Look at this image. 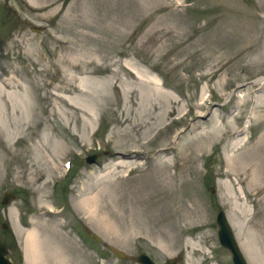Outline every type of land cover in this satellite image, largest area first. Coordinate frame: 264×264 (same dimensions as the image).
Masks as SVG:
<instances>
[{"label": "rangeland", "instance_id": "obj_1", "mask_svg": "<svg viewBox=\"0 0 264 264\" xmlns=\"http://www.w3.org/2000/svg\"><path fill=\"white\" fill-rule=\"evenodd\" d=\"M0 87L12 262L264 264V0H0Z\"/></svg>", "mask_w": 264, "mask_h": 264}, {"label": "water", "instance_id": "obj_2", "mask_svg": "<svg viewBox=\"0 0 264 264\" xmlns=\"http://www.w3.org/2000/svg\"><path fill=\"white\" fill-rule=\"evenodd\" d=\"M96 158V155H90L86 157L87 162H93ZM12 199H14V195L10 192H7L3 195L1 200V204L9 203ZM216 224H217V235L219 242L223 248L229 251L231 254V259L233 264H248L247 260L238 245L236 240L235 234L230 226L227 217L225 215L224 210H219L216 214ZM6 227V225L4 226ZM92 238L100 242V239L92 234ZM113 252L119 258H125V254L121 251L113 249ZM8 248L6 244L0 242V264H21V263H14L7 257ZM138 264H157L155 263L147 254L141 253L136 258ZM178 258L167 259L161 264H176Z\"/></svg>", "mask_w": 264, "mask_h": 264}, {"label": "bare ground", "instance_id": "obj_3", "mask_svg": "<svg viewBox=\"0 0 264 264\" xmlns=\"http://www.w3.org/2000/svg\"><path fill=\"white\" fill-rule=\"evenodd\" d=\"M127 74H128V73H127ZM133 76H134V75H133ZM141 77H142V76H141ZM142 78H143V77H142ZM153 79H154V78H153ZM142 81H144V78L142 79ZM261 81H263V80H261ZM159 83H160V82H159ZM159 83H158V84H159ZM262 83H263V82H262ZM155 84H156V82H155ZM159 85H160V84H159ZM159 85H158V86H159ZM160 87H161V86H160ZM160 87H159V88H160ZM156 88H157V87H156ZM160 90H161V89H160ZM163 93H164V92H163ZM164 94H165V93H164ZM1 98H2V95H1V87H0V99H1ZM0 101H1V100H0ZM1 102H2V101H1ZM247 124H248V123H247ZM7 133H8V132H7ZM8 135H9V134H8ZM238 145H239L238 142H237V143H234V144H233V146H234L233 148L235 149ZM190 216H191V214H189V215L187 216L186 219L189 220V219H190ZM230 218H232V217H230ZM232 226H233V225H232ZM33 235H34V234H30V235H29V242H30V245L32 246V248L34 249V247L36 246V244H35V238L33 237ZM241 235H242V234H241ZM240 243H241V242H240ZM241 244L243 245V248H244L245 245L243 244V242H242ZM248 248H249V247H248ZM248 248H247V249H248ZM251 251H252V250H251ZM250 254H251V253H250ZM251 256H252V255H251ZM249 257H250V256H249ZM252 258H253V257H252ZM252 258H251V259H252Z\"/></svg>", "mask_w": 264, "mask_h": 264}, {"label": "trees", "instance_id": "obj_4", "mask_svg": "<svg viewBox=\"0 0 264 264\" xmlns=\"http://www.w3.org/2000/svg\"><path fill=\"white\" fill-rule=\"evenodd\" d=\"M70 174H71V172H70ZM70 174H69V176H68L69 178H70ZM67 179H68V178H67Z\"/></svg>", "mask_w": 264, "mask_h": 264}]
</instances>
